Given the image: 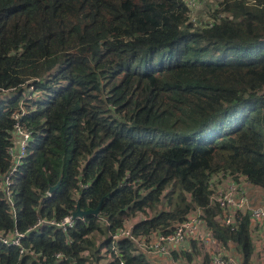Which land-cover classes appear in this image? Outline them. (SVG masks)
Segmentation results:
<instances>
[{
	"label": "trees",
	"instance_id": "trees-1",
	"mask_svg": "<svg viewBox=\"0 0 264 264\" xmlns=\"http://www.w3.org/2000/svg\"><path fill=\"white\" fill-rule=\"evenodd\" d=\"M214 4L210 26L185 0H0V181L21 108L33 131L9 201L0 188V237L99 207L19 247L0 238V264H149L111 234L167 235L195 209L215 245L189 240L172 264L218 249L252 263L258 223L210 195L229 180L264 191V0Z\"/></svg>",
	"mask_w": 264,
	"mask_h": 264
},
{
	"label": "built area",
	"instance_id": "built-area-1",
	"mask_svg": "<svg viewBox=\"0 0 264 264\" xmlns=\"http://www.w3.org/2000/svg\"><path fill=\"white\" fill-rule=\"evenodd\" d=\"M198 2V0H197ZM196 0H185V4L189 12L197 5ZM189 17V13H188ZM189 19V18H188ZM194 25L199 24V21H190ZM209 23V21H204ZM211 26V25H210ZM33 88H30L32 90ZM26 114L25 110H20L13 115L14 125L11 133L10 143L7 150L10 159V168L1 178V188L4 189V195L8 199L11 198L9 187L12 185V178L17 173L19 167L22 165L24 159L28 155V147L32 141L33 131L27 125L20 121L21 117ZM246 182L235 183L232 181H226L220 188L212 187V193L210 195V201L221 210L231 211H247L249 212L250 219L253 223H258V231L253 233V244L256 252L261 251V248L256 247L255 240L264 239V200L261 205L251 207L247 197ZM47 196H50L47 193ZM82 217V216H81ZM79 216L68 215L61 220L38 218L35 225L24 233H20L13 230L6 237H0L4 245L19 247L22 239L25 238L27 233L37 232L43 226H50L56 230L65 231L68 228H72L75 220L80 219ZM231 218L227 217L225 223L229 224ZM103 223L102 220H100ZM132 223L126 222L121 229L116 230L111 234L110 238L112 243H117L123 240L129 241L136 249L135 254L143 255L148 258L150 256H169L172 252L177 251L179 248H183L189 240L197 242L199 248H205L215 245L214 239L206 236L203 228L202 213L199 209H195L191 212L181 223L177 224L173 231L167 235L151 234L149 236H135L132 234ZM104 251V250H103ZM117 253V251H115ZM32 254V253H30ZM150 255V256H149ZM33 256V255H32ZM57 260L62 259V255H56ZM111 260V259H110ZM264 264V255L261 258ZM118 264H123L119 261ZM210 264H237L232 258H225L223 253L218 249L212 252Z\"/></svg>",
	"mask_w": 264,
	"mask_h": 264
},
{
	"label": "rangeland",
	"instance_id": "rangeland-1",
	"mask_svg": "<svg viewBox=\"0 0 264 264\" xmlns=\"http://www.w3.org/2000/svg\"><path fill=\"white\" fill-rule=\"evenodd\" d=\"M214 1H216V0H205L204 3H201L200 1L197 2V0H196L197 5L195 3V6L189 12V20L194 21V22L199 21V23L206 21L208 19L207 11L214 8V6H215ZM24 88H25V91H24L23 96H24V99H26L25 101H27V100L37 101L38 99L41 98L40 92H36L34 89L30 90V88H33V87L29 86L27 89H26V87H24ZM8 96L9 95L5 92L0 93V101L7 99ZM20 110H24V109L21 108ZM0 188H1V183H0ZM47 193H49V192H47ZM49 194L51 195V193H49ZM46 196H47V194H46ZM97 239H99V237H97ZM255 244H256V247L261 248V245L264 246V239L262 240V239L257 238V240H255ZM256 253H257V255L254 256L251 264H263L261 261V258L264 255V248L261 251H258ZM150 257H152V256H150ZM161 257L166 258L167 256H161Z\"/></svg>",
	"mask_w": 264,
	"mask_h": 264
},
{
	"label": "crops",
	"instance_id": "crops-1",
	"mask_svg": "<svg viewBox=\"0 0 264 264\" xmlns=\"http://www.w3.org/2000/svg\"><path fill=\"white\" fill-rule=\"evenodd\" d=\"M246 192H247V197H248L249 204L251 207H256V206L261 205L262 201L264 200V191H262L258 188H254L250 185H247L246 186ZM189 248H190V246L188 247V245L185 244L184 247L181 249L183 251H186V252L190 251L189 253H191L192 250L191 249L189 250ZM178 251H176V252H178ZM231 253L233 254V252H231ZM147 260L149 261V264H172L171 258H164V257L158 256V255H154L150 258L148 257ZM187 264H201V255L199 253L195 252V255H192V261L190 263H187Z\"/></svg>",
	"mask_w": 264,
	"mask_h": 264
},
{
	"label": "water",
	"instance_id": "water-1",
	"mask_svg": "<svg viewBox=\"0 0 264 264\" xmlns=\"http://www.w3.org/2000/svg\"><path fill=\"white\" fill-rule=\"evenodd\" d=\"M58 187H59V182H58L55 186L50 187L49 190H48V192H49V193H52V192H54ZM98 212H99V207H98L97 209H95V210L87 211V212H84V211H81V210L77 209V211L74 213V216H79V217H81V216H86V215H90V214L97 215Z\"/></svg>",
	"mask_w": 264,
	"mask_h": 264
}]
</instances>
